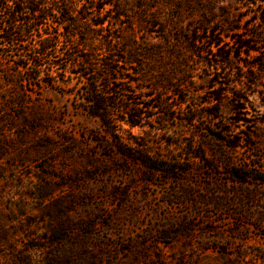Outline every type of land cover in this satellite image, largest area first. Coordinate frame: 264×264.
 <instances>
[{"label": "rangeland", "instance_id": "obj_1", "mask_svg": "<svg viewBox=\"0 0 264 264\" xmlns=\"http://www.w3.org/2000/svg\"><path fill=\"white\" fill-rule=\"evenodd\" d=\"M115 1L124 17L113 33L126 38L146 14L135 36L160 53L150 82L123 94L149 119L131 129L117 120L114 137L87 113L69 69L43 66L40 77L55 83L41 88L34 70L21 76L17 100L0 107V264H264V183L256 179L264 174V74L255 88L222 74L220 104L200 66L188 87L155 88L153 79L171 72L166 48L177 46L166 21L173 6ZM190 2L197 11L183 5L178 28L202 17L215 24L224 8L245 30L253 14L243 0ZM65 47L57 48L63 68ZM17 54L6 52L0 65ZM237 108L247 127L233 121Z\"/></svg>", "mask_w": 264, "mask_h": 264}, {"label": "trees", "instance_id": "obj_2", "mask_svg": "<svg viewBox=\"0 0 264 264\" xmlns=\"http://www.w3.org/2000/svg\"><path fill=\"white\" fill-rule=\"evenodd\" d=\"M164 1L173 6L166 21L169 28L178 33L177 46L166 48L167 58L163 60L171 70L166 75L168 79H153L152 86L170 87L171 91H174L173 83L188 87L194 81L192 74L198 66L209 77V89L217 85L211 91L214 94L211 100L219 104L223 92L220 87L224 84L217 79L227 71L238 74L245 87L260 86L262 81L258 77L264 74V0H243L246 11H253L244 22L245 30L224 8L219 9L220 20L215 24L202 17L178 28L177 24L183 19L182 6L188 7L191 13L197 11L196 6H189L191 0ZM193 1H204L209 6L215 3H211L212 0ZM117 3L115 0H0V62L7 56L6 52L18 53L11 66L3 68L0 65V107L13 105L20 95L13 89L30 70H34V77H37L36 80L31 78L38 83L33 86L41 88L55 83V77L51 80L45 75L40 77L43 66L56 71L69 69V75L81 79L87 113L97 118L114 137L118 131L111 125L117 120L130 129L142 127L149 116L144 108L133 104V98L127 99L123 94L128 92V87L150 82L148 78L155 68L149 62H154V55L160 53H155L150 46H140L135 36L136 28H144L146 14L128 25L130 34L126 38L113 33V23L117 24L120 17H124ZM76 7L79 10L75 11ZM210 9L200 11L208 17ZM107 12L113 14L111 18H105ZM54 16L58 22L52 21ZM62 45L66 46L62 53V57L67 58L64 68L57 56V48ZM236 85L237 82L231 81L227 87ZM22 95L25 100L26 94ZM232 114L235 123H243L245 127L250 123L241 109H234ZM209 118L217 121L218 111L209 114ZM256 179L264 183V174Z\"/></svg>", "mask_w": 264, "mask_h": 264}]
</instances>
